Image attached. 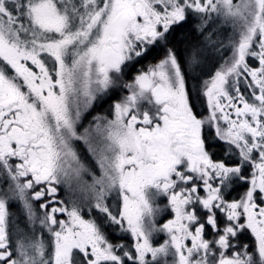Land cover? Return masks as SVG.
<instances>
[{
	"label": "snow or ice",
	"instance_id": "1",
	"mask_svg": "<svg viewBox=\"0 0 264 264\" xmlns=\"http://www.w3.org/2000/svg\"><path fill=\"white\" fill-rule=\"evenodd\" d=\"M0 264H264V0H0Z\"/></svg>",
	"mask_w": 264,
	"mask_h": 264
}]
</instances>
